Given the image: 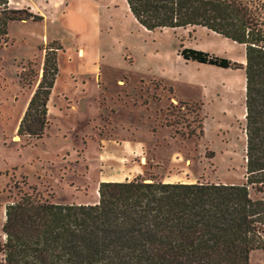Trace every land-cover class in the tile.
<instances>
[{"label": "rangeland", "instance_id": "374dc122", "mask_svg": "<svg viewBox=\"0 0 264 264\" xmlns=\"http://www.w3.org/2000/svg\"><path fill=\"white\" fill-rule=\"evenodd\" d=\"M25 1L40 16L8 18L0 33V242L5 204L32 188L89 203L106 179L244 181L243 66L178 52L182 42L244 61L242 43L201 24L146 28L123 0L6 5ZM48 44L57 72L46 124L38 137L16 133ZM248 264H264V248Z\"/></svg>", "mask_w": 264, "mask_h": 264}, {"label": "trees", "instance_id": "16d2710c", "mask_svg": "<svg viewBox=\"0 0 264 264\" xmlns=\"http://www.w3.org/2000/svg\"><path fill=\"white\" fill-rule=\"evenodd\" d=\"M125 1L146 28L201 24L243 44L244 61L182 42L178 52L243 66L244 181L100 180L89 203L51 201L32 188L4 206L0 264H248L250 250L264 248V197L248 192H264V0ZM6 2L0 33L8 18L40 16ZM55 48L44 49L16 133L38 137L44 129Z\"/></svg>", "mask_w": 264, "mask_h": 264}, {"label": "crops", "instance_id": "0c3cea01", "mask_svg": "<svg viewBox=\"0 0 264 264\" xmlns=\"http://www.w3.org/2000/svg\"><path fill=\"white\" fill-rule=\"evenodd\" d=\"M8 2H10V0H7ZM53 3L58 4L60 3V0H51ZM27 1H25L26 3ZM124 4H125V11L129 14V16H131V18H133V20H135L137 23H139L141 26H143L135 17L134 15L131 13V11L129 10L127 3L125 0H123ZM27 5L30 3H26ZM32 6V4L28 5V7L30 8ZM33 8V7H32ZM32 10V9H31ZM82 49L80 47L77 48V52H81ZM241 60H243V58H241ZM120 79V78H119ZM107 180V179H106ZM108 180H121V179H108Z\"/></svg>", "mask_w": 264, "mask_h": 264}]
</instances>
